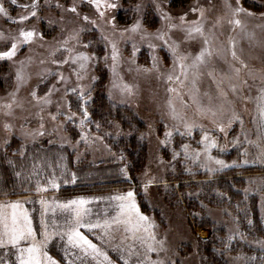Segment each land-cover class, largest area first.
I'll return each mask as SVG.
<instances>
[{
  "label": "rangeland",
  "instance_id": "374dc122",
  "mask_svg": "<svg viewBox=\"0 0 264 264\" xmlns=\"http://www.w3.org/2000/svg\"><path fill=\"white\" fill-rule=\"evenodd\" d=\"M177 1L107 0L117 7H102L101 17L89 0H38L37 16L21 24L11 21L27 15L21 6L31 4L32 0H17V5H12L11 0H0L8 12L7 18L0 15V34L5 37L0 39V51L11 47L12 38L18 37L21 28L35 29L42 35V39L38 35L32 43L21 46L12 60L0 61V160H4L0 164V206L20 201L30 218L34 239L22 241L21 248L32 243L44 245L42 251L56 264H138V258L143 259L146 251L141 243L146 234L127 230L123 223L127 215L121 214L120 207L127 202L115 199L132 191L140 213L156 225L151 231L157 242L147 243L159 249L158 241H163L164 251L150 253V259L164 264H200L195 249L189 245L193 236L190 229L179 210L165 209L162 192L171 191L172 183H182L185 185L177 190L178 196L183 192L189 197L192 194L186 184L225 177L243 182L239 181L236 189L245 203L256 200L258 233H247L227 208L208 205L201 199H196L199 210L194 214L222 228L216 238L213 236L212 243L221 247L218 250L227 264H264V129L260 128L257 100L264 87V0H239L238 4L237 0H227L233 9L245 10L237 17L240 27L229 23L233 16L225 0H180V5ZM74 5L75 13L68 10ZM137 5L141 6L139 11ZM193 7L205 10L203 19L198 11H192ZM163 13L171 16V21L162 20ZM185 14L187 23L181 24L179 17ZM198 19L204 36L187 38L182 29ZM137 21L141 31H125ZM170 23L176 25V30L168 32ZM157 30L167 34V43L156 39ZM205 37L212 55L205 56L206 63L200 67L195 87L192 72L183 86L169 84L168 75L180 72L174 66L173 49L191 64L205 47ZM233 42L238 61L231 56ZM113 45L117 52L115 61ZM78 53L89 57L81 80L75 75L78 65L62 64ZM240 62L247 67L241 68L237 76L234 68H240ZM21 68L25 81L12 103L10 94L17 89L16 73ZM49 71L53 74L48 75ZM60 74L67 85L57 83ZM233 85L235 93L231 91ZM126 86H131V95L123 90ZM73 87L76 92L71 91ZM169 87L176 88L179 95L170 93ZM49 89H53L51 103L43 104L42 98ZM80 89L86 93L83 100L79 99ZM97 92L105 96L110 107L107 119L91 118L87 104ZM170 99L177 119L172 118L169 110ZM7 103H12L11 115H4L9 110L2 106ZM202 107L211 108L215 116L202 112ZM85 108L88 121L81 126ZM58 110L61 114L53 120ZM234 115L238 119L233 120ZM68 116L73 119L67 120ZM5 123L11 125L10 130L4 129ZM185 124L195 126L189 131ZM221 126L224 131H220ZM40 131L43 136L36 135ZM28 132L33 135H26ZM166 132L171 135L166 137ZM205 134L217 145L208 152L201 143ZM82 135L86 139H81ZM132 135L136 149L130 158L125 154L124 143L119 141ZM197 152L199 162L194 163ZM174 154L178 155L174 158ZM215 160L235 166L214 173L201 166L220 167ZM116 165L119 171L124 170L122 177L115 180L124 181L122 184L91 186L95 182L88 166L100 170ZM53 179L57 187L50 183ZM37 184L46 191L38 192ZM79 199L87 201L81 208L83 227L77 224L78 206L61 207ZM41 200L48 206L46 212ZM12 211L11 207H0V212L9 217ZM254 222L247 217L249 227ZM73 230L86 236L102 255H85L81 249L73 248L68 242ZM229 236L234 237L230 243ZM195 237L199 241L208 238L206 230L200 227ZM6 251L0 250V259L14 264L15 251L7 256Z\"/></svg>",
  "mask_w": 264,
  "mask_h": 264
},
{
  "label": "snow or ice",
  "instance_id": "6c2138e0",
  "mask_svg": "<svg viewBox=\"0 0 264 264\" xmlns=\"http://www.w3.org/2000/svg\"><path fill=\"white\" fill-rule=\"evenodd\" d=\"M89 2L92 3L94 7H96V9L99 12L101 17L104 16V11L100 10L102 7L105 9L117 7L115 4L107 3V0H104L103 4L101 3V0H89ZM238 3H239V0H237V4ZM11 4L17 5V0H11ZM225 6L228 7L229 9H231V11H232L233 19L230 20L229 23L233 24L237 27H240L241 21L237 17L241 13H244L245 10L240 8V7H236L233 9L232 6L227 3V0H225ZM21 7L28 14L27 15H21L19 17V20H12L11 21L12 23L23 24L24 21L30 19L31 17H36L37 16V10L39 9L40 5L38 3V0H32L31 4L22 5ZM57 7H60V5H57ZM140 7H141L140 5H137L136 10L139 11ZM157 8L159 9V6H157ZM68 10L75 13L76 12L75 5ZM192 11L193 12L198 11L200 14V19H203L204 11H205L203 8L193 7ZM0 15H3L5 18L8 17V12L3 7L2 4H0ZM247 15H252V13H247ZM160 18L162 20H168V21H171V19H172L171 16H169L166 13L161 14ZM179 19H180L181 24L187 23L186 14H185V16L179 17ZM200 19L192 22V26L182 29L186 33L187 38L191 39L197 35L202 36V37L204 36V27L200 23ZM85 20H87V17H85ZM174 30H176V25L170 23L168 25V32H171ZM125 31H130L133 33L141 31L140 22L137 21L131 28L126 29ZM38 35H40V38L42 39V35L37 33L35 29L26 30L24 28H21L19 30L18 37L12 38L14 42L11 44V47L7 51H0V61L12 60L17 55V52L20 50L21 46L28 45V44L32 43ZM4 38L5 37H3L2 34H0V39H4ZM141 38L144 39L145 37L142 35ZM156 39L164 40L165 43H167V34L162 32L161 30H157ZM203 42H204L205 47L201 49V52L198 55H196V57L194 58V60L191 64L187 63V59H188L187 57L176 55L177 49H175V48L173 49V55L175 57L174 66H178L180 69V72H179V74H176V75H172V74L168 75L167 81L169 84L176 82V83H179L181 86H183L184 84H186L188 82V75L190 72H192L193 73L192 84H193V87H195L196 78L200 74V67H201V65L206 63L205 56H211L212 55L211 49L208 47L209 41L206 37L204 38ZM65 44H67V41H65ZM149 46L151 47V45H149ZM85 47H87V45H85ZM232 48H233V51L231 52L232 59L234 61H238L237 54L234 50L235 49V42L232 43ZM67 50L68 49L65 48V51H67ZM52 55H55V53H53ZM116 58H117L116 47H115V45H113V55H112L113 61H115ZM88 60H89L88 56L84 55L83 53H78L75 56L70 57L69 59H65L62 62V64H69L70 63L71 65H78L79 70L75 72V75L77 76L78 80H81V79H83L82 73L87 68V61ZM41 63H44V61H41ZM53 63H58V62H56L54 60ZM154 63H155V61H154ZM240 64H241L240 68H234V71H235L237 76H239L241 68L247 67V65H244L243 62H240ZM21 65H23V61H21ZM52 74L53 73L51 71L48 72V75H52ZM209 75L211 76V73H209ZM181 77H183V80L181 79ZM16 81H17V89L15 92L10 94L13 97L12 103H15V97H16L17 93L19 92L20 86L25 81V75H24L22 68L19 69L16 73ZM57 83L67 85V80L63 76V74L59 75ZM245 83H246V81H245ZM53 89H55L56 91H59V89L56 88L55 85H53ZM53 89H49V92L46 94V96L44 98H42L43 104L51 103V95L53 93ZM123 90L126 91L129 95L132 94L131 86H126ZM64 91H65V94L68 93V87L67 86L65 87ZM71 91L76 92L77 88L73 87L71 89ZM168 91L170 93H176L177 95H179V93L177 92V89L174 87H169ZM231 91L233 93L236 92L235 85L232 86ZM259 92H260V94L258 95L257 100L259 102L258 108H259V113H260V118H261L260 128L264 129V87H262L259 90ZM31 95L34 99L36 98V93L34 91L31 93ZM85 95H86V93L83 91V89H80L79 99L83 100ZM221 95H224L226 97L227 94L222 92ZM193 99H195V98L193 97ZM12 103H7V104H4L2 106V107L9 110V111L5 112L4 115H11L12 114L11 113ZM86 104H87V101L85 100L84 105H86ZM168 107H169L170 112L172 113V118L177 119L178 116L176 113V109H175V106H174L173 102L171 101V99L168 102ZM200 110L204 113L210 112L213 116H215V114H216L211 108H203L202 107ZM60 114L61 113L58 110L57 114L52 116V119L56 120ZM88 116H89V114L85 108V110L83 111V119L81 120V126H83V124L88 121ZM179 118L183 119V117H179ZM71 119H73V116L67 117V120H71ZM235 119H238V117L234 115L233 120H235ZM231 123H232V121H229V126L231 125ZM194 126L195 125L185 124V127L189 131H190L191 127H194ZM40 127L41 128L44 127L43 123H41ZM97 127H99V125H97ZM4 129L6 131L10 130L11 125L8 123H5ZM220 131H224L223 126L220 127ZM26 135H33V134L31 132H28V133H26ZM36 135L43 136L44 132L40 131V132L36 133ZM165 135H166V137H168L171 135V133L166 132ZM81 139H86V137H84L82 135ZM162 143H166V141H162ZM201 143L204 144L205 152H208V151H210V149L217 147L215 141H209V137L207 136V134H205V136L202 138ZM186 149H187V146H185V156L187 157ZM175 155H178V154H174V158H175ZM199 157H200V153L197 152L195 154V158L193 159V162L194 163L199 162ZM208 159H212V158L208 157ZM214 162H215V164L219 165L220 167L212 169V168H208L207 165H201V166L205 168V171L213 172V173L223 171L225 167H234L235 166V165H225L224 161H222V160H215ZM121 171H122V173L124 172V170H121ZM19 175H20V173H17V176H19ZM73 179H75V178H73ZM50 183L52 184L53 187H57V185L54 182V179L52 181H50ZM147 187H148V185H145V190H147ZM37 191L38 192L46 191V189H41L39 187V184H37ZM12 194H15V193H12ZM115 199L127 202L126 204L120 205L121 214L127 215V219L123 221V223L127 227V230L133 232V234L139 233L141 231L146 234L145 237L141 239V243L146 246V251H145L143 259L138 258V264H164V262L159 260V259L153 261L149 257L150 253H153V252L159 253L160 251H164V249L162 247L163 241H158V243L161 244V248H159V249H157L153 243H147L148 240H151L153 242H157L155 235L151 231L152 229H154L156 227V225L154 223H152L147 216H144L140 213V211H139V209L135 203L134 193L132 191H128L126 195L115 197ZM40 203L42 206H44V209L46 212L47 207H48L46 202L44 200H41ZM85 203H87V201H85L83 199H79V200H71L68 202V204L61 205V207H64V208H68V207L73 206V205L78 206L76 209V218H77V224L80 227L84 226L83 224L80 223V217L82 216L81 208ZM0 207H4V208L11 207L13 209L10 217L5 215L3 212H0V250H8L5 252L6 256L13 254L12 250H14L16 253V259H15L14 264H56V261L52 260V258L50 256H48L47 252L42 251V248L44 247V245L37 246L35 243H32L27 248H21L20 247V244L22 241H26L30 237H32L34 239V233H33L32 226H31V220H30L26 210L23 209L22 203L20 201H16V202H12L10 204H4ZM117 222L119 223L120 221H117ZM42 223H43V221H42ZM45 227H46V225H45ZM91 227H93V226H90V229H91ZM233 238H234L233 236H229L228 242L230 243ZM68 242L73 248L81 249V251H83L85 255H88L89 252H91V254H93L94 257H98V256L102 255L101 251L97 248V246L95 244H93L86 236L80 234L78 231L73 230V233L68 235ZM227 246L228 245L226 244L225 247L227 248ZM104 259L105 260L108 259L107 255H104ZM0 264H8V262L6 260L0 259ZM109 264H112V262L109 261ZM125 264H127V261H125Z\"/></svg>",
  "mask_w": 264,
  "mask_h": 264
},
{
  "label": "trees",
  "instance_id": "16d2710c",
  "mask_svg": "<svg viewBox=\"0 0 264 264\" xmlns=\"http://www.w3.org/2000/svg\"><path fill=\"white\" fill-rule=\"evenodd\" d=\"M179 1L180 0L177 1V4L180 5ZM87 105L90 108V112H92V120H96V117H101L104 119L108 118L107 113L110 107L108 105L107 99H105V96L102 93L97 92L95 94L94 100ZM119 143H124L125 154L131 158L136 149L135 136L132 135L129 137H123L120 139ZM3 161L4 160H0V164H2ZM88 167H90V175L92 177L91 180L95 182L91 186H103L106 188L114 184H122L124 182L122 180L117 182L115 181L116 179L122 177L121 171H119L117 165L115 168L111 169H100L101 167L99 166L100 170L94 169L93 166ZM5 170L8 171L7 169ZM110 174H112V176ZM102 180L105 181L103 183H98V181ZM239 181L241 180L238 178L228 179L221 177L212 180H200L197 182L188 183L186 184V188H189V192L192 194L189 197H186L183 192L181 197L178 196L179 193H177V190L183 188L185 185L182 183H179V185L172 183V185H170L171 191L169 189L162 192L163 199H165V201L162 199L165 209L179 210L183 216L182 218L184 223L186 224L187 228L190 229L193 236H191V242L189 245H192L191 247L195 249L196 253L194 255L200 264H227V261L225 260L222 252L218 250V248L220 249L221 247L215 246L212 243L214 239L213 236L216 238V236L221 232L222 228L204 216H202L200 219L196 217L194 213L195 211L199 210L196 199H201L203 202L211 206L227 208L238 218L240 227L251 235L258 233L256 230H260V222L256 217V200H254V202L250 200V203H245L243 201L241 193L236 189ZM200 213H203V210H200ZM247 217L256 220L254 225L252 224V226L249 227L246 224ZM197 227L206 230V237H208L207 239L203 241L196 239L195 234Z\"/></svg>",
  "mask_w": 264,
  "mask_h": 264
},
{
  "label": "flooded vegetation",
  "instance_id": "af4514ba",
  "mask_svg": "<svg viewBox=\"0 0 264 264\" xmlns=\"http://www.w3.org/2000/svg\"><path fill=\"white\" fill-rule=\"evenodd\" d=\"M87 2V1H86ZM88 3V2H87ZM117 15V14H116ZM116 15H115V17H116Z\"/></svg>",
  "mask_w": 264,
  "mask_h": 264
}]
</instances>
